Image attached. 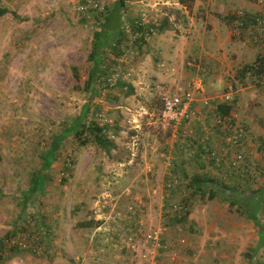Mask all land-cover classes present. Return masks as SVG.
I'll return each instance as SVG.
<instances>
[{
  "label": "rangeland",
  "instance_id": "rangeland-1",
  "mask_svg": "<svg viewBox=\"0 0 264 264\" xmlns=\"http://www.w3.org/2000/svg\"><path fill=\"white\" fill-rule=\"evenodd\" d=\"M115 1L0 0L19 16L0 17V264H264V239L255 252L258 228L231 198L264 183V74L244 68L264 58V0H124L123 36L87 87ZM185 90L199 117L164 127L161 96ZM228 91L217 122L212 98ZM86 102L114 147L66 137L23 207L41 153ZM194 176L214 183L196 193Z\"/></svg>",
  "mask_w": 264,
  "mask_h": 264
},
{
  "label": "trees",
  "instance_id": "trees-1",
  "mask_svg": "<svg viewBox=\"0 0 264 264\" xmlns=\"http://www.w3.org/2000/svg\"><path fill=\"white\" fill-rule=\"evenodd\" d=\"M180 3L184 4L185 2L180 0ZM123 5L124 0H116L110 8H107L100 27L93 33L94 41L90 56L93 65L88 76L87 87L94 85L98 76L105 71V69L102 68L103 51L106 48H116V45L119 44L123 36V30L121 29ZM8 12L15 17H19L16 12L10 11L6 7H0V17ZM143 28L144 27L142 26H138V29L141 31H143ZM244 68L247 70L254 69L256 73H262L264 70V60L261 59L258 66L246 65ZM129 88L132 91V88ZM224 110L226 109L224 108L223 112H225ZM89 113L90 104L89 102H86L81 106L79 113L71 118L61 131L52 135L50 144L41 153L40 168L32 178V182L28 190L29 192L23 195V207L32 195H34L37 191H42L45 178L43 172L48 170L51 164L56 160L58 150L66 137L73 136L81 144L93 142L106 152H109L110 149L114 147L115 144L113 140L107 136L105 127L98 126L95 121L89 120ZM189 182H192L191 184L194 187L195 192L200 194L203 193V188L207 187V184L210 182L214 183L213 180H210L207 177L200 178L197 176L192 177ZM231 198L236 199L237 203H239V207L243 209L247 217L250 218L258 228L259 241L253 249L256 252L263 244L264 239V183L259 188L246 193L243 196H236V193L232 194ZM233 203H235V200L230 201V204ZM260 213L263 214L262 220L259 217Z\"/></svg>",
  "mask_w": 264,
  "mask_h": 264
},
{
  "label": "built area",
  "instance_id": "built-area-1",
  "mask_svg": "<svg viewBox=\"0 0 264 264\" xmlns=\"http://www.w3.org/2000/svg\"><path fill=\"white\" fill-rule=\"evenodd\" d=\"M97 6V4H93ZM264 18L258 20V23H263ZM239 24V21L237 22ZM202 86L199 81L194 82L193 89L201 90ZM215 102L214 104L210 105L214 111V115L216 117L217 122H223V119L220 117L225 114L220 113V106L225 105L227 107L234 106L233 102V95L231 91L223 92L215 98H212ZM203 106H207L208 100L203 98ZM196 102V98L194 96V91L192 90H185V91H174V92H167L161 96V105L159 110V122L166 128H177L183 122L190 121L192 119L199 117V110L196 108L194 103ZM230 116L224 117L227 120ZM224 120V121H225ZM231 125V124H230ZM236 127V126H235ZM244 137V130L241 126H237L234 128V135L231 136V144L232 146H238L242 144ZM242 161L241 154H236L233 158L232 165L239 164Z\"/></svg>",
  "mask_w": 264,
  "mask_h": 264
},
{
  "label": "crops",
  "instance_id": "crops-1",
  "mask_svg": "<svg viewBox=\"0 0 264 264\" xmlns=\"http://www.w3.org/2000/svg\"><path fill=\"white\" fill-rule=\"evenodd\" d=\"M138 1H142V0H138ZM184 2H185V0H183ZM196 1V3H201V1L202 2H204V0H195ZM174 4H176V6L175 7H177V6H180V7H182V8H185V5L183 4V3H180V1H177V3L176 2H174ZM178 4V5H177ZM247 9H249V8H254V7H252V6H250V4L249 3H247ZM202 18H203V16H201ZM222 20H223V18H221ZM214 24H216L217 25V27H218V29H222L223 30V32H226L229 28V26H228V24L227 23H224L223 21H221L219 24L217 23V21H215L214 22ZM216 29V28H215ZM212 32L211 33H215L216 34V32H214L215 30L213 29V30H211ZM208 35H206V37H207ZM206 42H208V41H206ZM200 44H203V42H202V40L199 42ZM250 53H248V55H249ZM245 58V56L243 57V59ZM261 59H263L264 60V58H260V57H258V58H256V63H260L259 61H261ZM246 65H249V64H246ZM245 65V66H246ZM250 65H252V66H254L253 64H250ZM244 66V67H245ZM248 72H250V70H248ZM261 72V71H260ZM260 74H264V70H263V72L262 73H260ZM202 92V91H201ZM201 92H199V93H201ZM198 94V93H197ZM195 97H196V95H195ZM196 99H198L197 97H196ZM195 105V104H194ZM199 107V105H197L196 104V108H198Z\"/></svg>",
  "mask_w": 264,
  "mask_h": 264
}]
</instances>
